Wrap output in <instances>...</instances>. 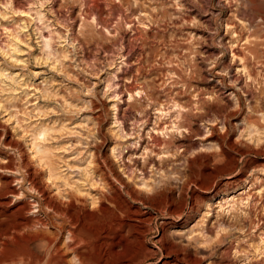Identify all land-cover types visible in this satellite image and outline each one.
Segmentation results:
<instances>
[{"label":"rangeland","instance_id":"1","mask_svg":"<svg viewBox=\"0 0 264 264\" xmlns=\"http://www.w3.org/2000/svg\"><path fill=\"white\" fill-rule=\"evenodd\" d=\"M17 1L0 0V264H264V12L100 0L102 26L85 0Z\"/></svg>","mask_w":264,"mask_h":264},{"label":"bare ground","instance_id":"2","mask_svg":"<svg viewBox=\"0 0 264 264\" xmlns=\"http://www.w3.org/2000/svg\"><path fill=\"white\" fill-rule=\"evenodd\" d=\"M102 1V0H101ZM100 0H85V4L87 5V13H88V16L90 15H93V16H96L97 19H98V23L102 26H106L108 25V22L106 23L105 20L102 19V14H103V6H102V3H101ZM14 4L17 5L18 4V1L17 0H13ZM126 2H129V0H127ZM129 4V3H128ZM248 4V7H249V11L253 14V15H256L255 17H258L259 15H261L263 12H264V3L262 2V0H248L247 2ZM114 14H119V13H122V5L121 4H115L114 6ZM254 17V16H253ZM130 53L129 52V47L127 46L126 50H124L123 52V56L127 59H129L130 57ZM128 89L129 91L131 92V90H133V86L129 85L128 86ZM117 119H119L121 121L122 124H125L126 122V118L122 115H119L117 114ZM65 215H68L67 213H65ZM37 219V218H35ZM70 219V223L74 225V227H72L73 229H68V233H67V246L68 247H72L71 249L72 250H76V248H79V241L81 240L80 237H79V233L78 231L76 232L75 230V225L79 222V218L75 217L74 215L73 216H70L69 217ZM39 220V219H38ZM37 221V220H36ZM40 221V220H39ZM38 221V222H39ZM42 221V220H41ZM45 221V220H44ZM37 222V223H38ZM41 223V222H40ZM39 223V224H40ZM43 223V221H42ZM47 223V222H46ZM36 224V223H35ZM38 224V225H39ZM44 225V224H43ZM62 227H60V230L61 231ZM63 235V234H62ZM58 238V237H57ZM51 241V240H50ZM53 242V241H52ZM54 243V242H53ZM52 244V243H51ZM79 245V246H78ZM54 247V246H53ZM58 247V246H57ZM52 248V247H51ZM56 249V247H54ZM53 248V249H54ZM60 248V247H59ZM58 250V249H57ZM79 250V249H77ZM76 250V251H77ZM58 252V251H57ZM75 252V251H74ZM60 253V252H59ZM62 253H60V256L62 257L61 255ZM76 256H78L76 254ZM80 259V257H78ZM64 260V259H62Z\"/></svg>","mask_w":264,"mask_h":264},{"label":"clouds","instance_id":"3","mask_svg":"<svg viewBox=\"0 0 264 264\" xmlns=\"http://www.w3.org/2000/svg\"><path fill=\"white\" fill-rule=\"evenodd\" d=\"M5 18H7V17H5Z\"/></svg>","mask_w":264,"mask_h":264}]
</instances>
